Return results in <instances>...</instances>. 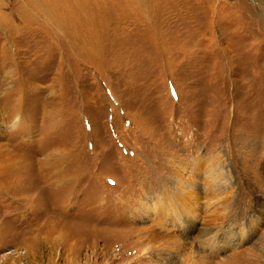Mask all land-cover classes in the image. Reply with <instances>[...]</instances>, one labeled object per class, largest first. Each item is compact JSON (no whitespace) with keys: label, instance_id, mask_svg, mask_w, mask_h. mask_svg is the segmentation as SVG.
<instances>
[{"label":"rangeland","instance_id":"1","mask_svg":"<svg viewBox=\"0 0 264 264\" xmlns=\"http://www.w3.org/2000/svg\"><path fill=\"white\" fill-rule=\"evenodd\" d=\"M53 5L0 0V264H264V0Z\"/></svg>","mask_w":264,"mask_h":264},{"label":"bare ground","instance_id":"2","mask_svg":"<svg viewBox=\"0 0 264 264\" xmlns=\"http://www.w3.org/2000/svg\"><path fill=\"white\" fill-rule=\"evenodd\" d=\"M47 1L50 4V7H53L54 6L53 4H55V2H57L58 4H64V2L67 3V2L72 1V0H47ZM77 2L80 3V0H77ZM54 7H57V8L59 7L58 9L54 8L53 13L56 16H60L61 18H66L68 16L71 17L74 14V12H77V13L79 12V11H74V12L71 11L70 12V11H67L66 9L64 10L61 6H57V5L54 6ZM81 11H82V9H81ZM52 16H54V15H52ZM193 219H194V221H196L197 216H195ZM209 227H210V224H209ZM251 231H253V230L251 229ZM216 234H217V232L216 233L215 232H212V230H210V229L207 228V229L202 230L200 232V234L197 236V238H196L197 243H196L195 246H196V253L200 257V259H202V260L207 259L208 255L205 254L204 251H207L211 255L210 257H214V254L217 255V252H218V249H219V244H221V242H220V239L219 238H215L214 237V236H216ZM245 237H246V235L244 234L243 229L240 230V232H239V238L243 240ZM184 250H185L184 249V246L181 245V247H180L177 255L178 256L185 255L187 257L188 255L185 254ZM186 257H184V258H186ZM188 257H190V256H188ZM165 258H166V256H165ZM238 259H240V257L235 254V255H232L230 257V259L228 260V262L230 264H236V263L238 264L239 263L238 262ZM183 261L185 263V259Z\"/></svg>","mask_w":264,"mask_h":264}]
</instances>
